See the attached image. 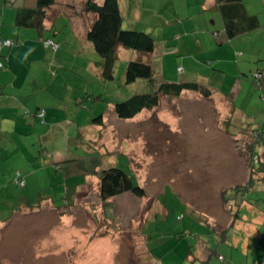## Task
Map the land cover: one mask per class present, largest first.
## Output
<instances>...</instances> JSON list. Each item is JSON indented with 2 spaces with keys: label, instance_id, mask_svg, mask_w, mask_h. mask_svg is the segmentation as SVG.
Here are the masks:
<instances>
[{
  "label": "rangeland",
  "instance_id": "obj_1",
  "mask_svg": "<svg viewBox=\"0 0 264 264\" xmlns=\"http://www.w3.org/2000/svg\"><path fill=\"white\" fill-rule=\"evenodd\" d=\"M169 1L167 5L168 0H148L128 11L124 30L150 34L156 47L151 54L119 48L113 80L104 78L102 59L92 43L85 40L92 49L80 51L82 41L67 36L72 30L68 15L42 38H56L59 32L64 44L58 54L47 50L39 38L42 48L36 50L29 44L30 51L11 56L8 47L3 54L0 49V73L12 72L6 82L17 83L18 90L24 87L18 96H27L33 111L39 105L47 124L41 126L40 121L22 132L15 122L5 121L9 127L4 128L0 144L9 149L0 152L1 220L8 221L27 203L40 205L49 197L57 208H70L79 178L70 175L66 182L65 171L55 169L53 153L77 159L81 169L96 176L98 170L121 168L147 192L145 198L124 193L103 200L94 188L92 200L79 201L78 205L95 204V217L83 210L82 218L90 229L91 224L99 225L98 234L106 232L110 238L84 253L73 248L38 250L37 242L27 237L28 227L43 238L49 237L51 226L60 227L56 210L52 215L44 211L35 218L19 217L11 228L12 239L24 244V264H76L82 257L90 264H264V180L258 169L259 158L264 161V0H243L247 12L259 18L260 28L230 41L220 11L210 6L212 0ZM66 9L63 13L69 14ZM139 59L153 66L155 84L144 79L125 83L127 64ZM185 81L206 84L214 100L203 101L195 94L189 100L162 97V105L152 114L161 113L164 121L153 118L144 123V137L133 135L124 142L125 121L117 117L115 105L150 93L160 83ZM219 96L227 98L224 109L217 105ZM99 116L117 130L105 136L107 150L94 145L100 136L95 121ZM118 145L120 154L108 152L118 150ZM40 167L44 170L37 171V180L32 178L26 188L17 185L18 172L27 179ZM219 171H226L228 178L218 182L208 178ZM250 178H255L251 185ZM236 185L238 189H233ZM223 190L231 193L229 202L222 200ZM7 253L10 261L17 262L16 249L10 247Z\"/></svg>",
  "mask_w": 264,
  "mask_h": 264
},
{
  "label": "crops",
  "instance_id": "obj_2",
  "mask_svg": "<svg viewBox=\"0 0 264 264\" xmlns=\"http://www.w3.org/2000/svg\"><path fill=\"white\" fill-rule=\"evenodd\" d=\"M84 1L85 0H57V3L53 7L48 9L47 11L45 29L40 34L36 32V30L34 29L20 28V27H17L16 25L17 9L22 8V7H31V8L35 7L36 0H0V18H1L0 19V45L4 40L15 41L16 43L13 47L11 48L8 47V51L10 52L11 56L14 55L15 51L16 52H21L22 50L30 51L31 48L30 46H28L29 44L30 45L32 44V47L34 50L37 49V46L42 48V45H40L37 39L39 38V40H46V39H42L45 36L44 32L55 31V27H56L58 20L68 15L70 18V22H71L70 24L72 25V30H71V33H69L67 36H70L74 41H76L77 39H80L82 41L81 43H79L80 51H83L85 49L91 50L92 48L89 46V44H86V42L84 41L85 40L88 41L86 38L87 31L89 30L93 21L95 20V15L92 13H86L84 11V7H83ZM95 1H97L98 3H102L104 0H95ZM118 1H119L122 15H123V26H124L128 11L131 10L132 8L138 9V6H143L144 2L148 0H118ZM150 1H160V0H150ZM169 3L170 1L168 0L167 5H169ZM203 5H205V3H203ZM210 6H212L211 8H216V1L212 0L210 2ZM62 9L69 10V14L66 13L65 11L63 13ZM55 36L56 38L53 37L52 40L59 42L60 49H61V46L63 47V44H64L61 41L64 40V37L62 35H59V32L57 31L55 32ZM67 36H66V39H67ZM175 38L179 39L180 37L178 35H175ZM47 39H51V38L47 37ZM207 42H208V45L210 46V43H212L213 41L209 37L207 38ZM67 43L68 42H65V44ZM166 44L168 46V43ZM75 45H76V42L74 45L73 44L71 45L72 50H75ZM177 48L179 49L181 48L180 44ZM5 49H6L5 47L2 48V51H1L2 54ZM93 49H94V52L97 53L94 46H93ZM58 51L57 52L52 51V52L55 55V54H58ZM7 62L9 64L8 67L10 68V66H12L11 58L8 59ZM10 75H12V72L10 71L0 73V136L4 134V128L9 127L8 124H5L6 120L15 122V124L21 127L22 132H25V130H28L29 128H31L33 124H36L37 122H40V121L42 124L44 123L43 125L40 124L41 126H46L47 124L45 122V118L43 119L39 116V109H40L39 105L36 108V110L33 111L31 107V100L26 101L27 96H24V97L18 96V93L21 94L24 91V87H21L18 90L17 83H14V82L7 83L6 82L5 78H8ZM4 85L8 86L7 87L8 89H4ZM10 89L15 90L17 93L12 94V95L9 94L8 90ZM194 94L198 95L203 101L214 100L213 98L214 95H212L210 98H204L203 96L197 93L191 92V91L183 92L182 95L179 97V99L184 98L186 100H189V98L191 99L195 96ZM219 97H220V100H217L218 101L217 105L220 106V109H224L221 107L223 106V103L228 102V101H225V99L227 98H224L223 96H219ZM161 105H162V101H161ZM155 112H156V109L154 110V112H151V111L148 112L147 110H144L143 112L139 113L133 119L124 120L125 126L124 128H122V131H121L123 132V138L125 140L124 142L128 143L129 142L128 140L133 135L143 136L145 133L144 131L146 130V127H145L146 125L144 123L150 120H153V118L157 119V122L164 121L165 116L161 115V113L152 114ZM45 116H46V113H45ZM173 116H176V115H173ZM102 117L103 119L101 122L100 121L96 122L97 124H100L98 125L99 126L98 129H100L99 130L100 136L98 140L94 142V145H95V148L99 147L100 149L105 148V150H107V145L109 143L105 141L106 140L105 136L108 137L109 133L112 134L115 131L117 132V130H116V127L112 129L109 128V125L106 122V118L104 116ZM174 126L175 125H172V127ZM23 128H28V129H23ZM33 132H38V131L34 129ZM39 134H40L39 135L40 138H42V136L46 137L45 135H42L41 133ZM3 148L9 149V145L0 144V152H2ZM110 150H108V152L111 154H115V153L120 154V152L122 151V146L118 145V150H113V151H110ZM177 151H179V149H177ZM129 153L130 155L132 154L131 150L129 151ZM48 154L49 152L47 151L45 153V158L48 156ZM1 157H2V154H0V163H1ZM51 159L54 162L53 164L56 165L55 169L57 173L59 171L60 172L65 171L66 182L68 181L67 178H71L70 175L72 177L73 175H75L74 176L75 179L79 178V180L75 183L74 194L71 195V198L69 197L70 198V208L63 209L60 206L57 208L56 206H54L55 202L53 201V199L49 197L48 200L42 199L41 200L42 202H40V205L36 204L34 206L32 203H27V206L25 205L22 208V210L21 208L16 210V213L12 214L8 220L10 222H8L7 220L4 221L3 219L2 220L0 219V264H24V249H25L24 244H22L19 240L16 241L17 239L16 237L14 238L15 240L12 239L13 231L11 228L13 226V222H15L19 217L35 218V216L37 215L42 216V214H44V211H47L49 214L52 215L51 212L56 210L58 213V219L61 220L60 221L61 225L58 228L56 226L55 227L51 226L50 231H49L50 235L49 237L45 236V238L39 236V231H35L34 228L28 227V234H31V235H28L27 237L29 239L31 238L34 239L31 241L37 242L36 246L38 250L43 249L44 251L47 247L50 249L52 247L60 248V249L73 248V249H79L80 251H82V253H84V250L95 248L101 242L108 243L110 240L106 232L102 236L98 234L101 230L99 225L92 226L91 224L90 226L92 228L90 229L89 224L85 223V220L82 218L83 216L82 214L84 212L83 210H85L89 215L90 213H92L93 217H95V214L97 213V211L94 210L96 208L95 204L85 203L84 205L82 204L78 205L79 201L81 203H84L88 199L90 200V198L91 200L93 199L94 188H95V191L96 190L98 191V196L100 195L99 194V181H100L99 173L101 171L98 170V172L95 173V174H98V176L90 174L86 171V169H81V167H79V165L74 162L75 160L77 161V159H74L71 157L68 159L58 158V157H55L53 153L51 155ZM63 162L71 163V164L63 166L62 165ZM43 170L44 168L40 167L38 170H36L35 173L34 172L32 174L29 173V176L27 177V179L24 178L25 176H23V173L18 172L16 174L15 180L19 178L18 174L20 173L21 174L20 177L23 178V180H21L20 178L19 179L20 181L25 183V188H26L28 184L31 182L32 178L37 180V178L39 177L40 173H37V171H43ZM93 176H95V178H92ZM207 176L208 178L211 177L209 178L210 180H213L214 178H216L213 181L218 182L220 178H223V180L227 179L228 173L226 171H223V172L219 171L218 173L211 172L207 174ZM24 180H27V182ZM231 182L234 185L238 184L236 183V181H231ZM221 192H224V190ZM121 195H118V196H121ZM116 197H113V199H115ZM25 198L30 199V197H25ZM222 200L224 201L223 198ZM96 218L93 219L94 222H98ZM234 221L235 219H233L232 221L233 224H234ZM39 228L40 227H37V229ZM114 239L112 238V240ZM116 241H118V239ZM35 242H32V243L34 244ZM125 242L127 243V240H125ZM128 243H130V241ZM10 247L12 249L13 248L16 249V254L18 256L19 261L17 260V262H14L8 259L7 252L9 251ZM36 254L37 256L41 255L40 253H36ZM87 254L88 253L86 252V256ZM84 261H87L86 264H90V261L87 259V257L86 258L82 257L80 261L76 262V264H84ZM66 264H70V263L66 262Z\"/></svg>",
  "mask_w": 264,
  "mask_h": 264
},
{
  "label": "trees",
  "instance_id": "obj_3",
  "mask_svg": "<svg viewBox=\"0 0 264 264\" xmlns=\"http://www.w3.org/2000/svg\"><path fill=\"white\" fill-rule=\"evenodd\" d=\"M216 8L220 11L224 22L225 37L230 41L240 35L251 33L260 28V21L256 15H250L243 0H215ZM57 3V0H36L35 7H22L17 9L16 25L20 28H30L42 33L45 29V21L47 18V11ZM84 11L95 15L91 27L87 31L86 38L90 41L98 55L101 57V66L103 69V76L107 80H113L115 63L119 59L118 50L124 48L134 50L142 54H151L156 47V41L153 36L143 31L136 29L123 28V15L120 9L118 0H104L98 3L95 0L84 1ZM215 38H219L215 34ZM11 41L12 45L3 47H13L15 41L4 40V42ZM53 41L60 49V43L52 39L43 40L44 47L52 51L51 47L47 46V42ZM57 50V51H58ZM54 52H57L53 50ZM155 71L153 66L148 61L132 60L127 64L125 71V83L133 84L139 79H144L152 84H155ZM191 91L197 93L204 98H210L213 91L206 85L200 82H163L156 86L150 93L135 94L129 99L115 105L114 111L122 120H129L136 117L144 110L154 111L161 105L162 97L179 98L183 92ZM42 113V112H41ZM41 113L39 116L41 117ZM41 118H45L41 117ZM102 116H99L95 121L101 122ZM260 159V167L262 169L264 180V161ZM250 167L255 169L254 165ZM254 172V170H253ZM20 174V173H19ZM18 177L21 179V174ZM99 194L103 200H107L124 193H131L139 198L147 197L146 190L134 184L127 173L118 167H109L102 170L99 174ZM16 179L17 185L20 187L23 183L20 179ZM255 180L250 178L249 183ZM241 185H239L240 187ZM25 187V183L23 185ZM246 187V186H241ZM233 189H238L236 186ZM237 191V190H236ZM239 191V190H238ZM228 190L223 192L225 202H229ZM233 210V209H231ZM238 213V212H237ZM236 213V214H237ZM239 216V213L236 217Z\"/></svg>",
  "mask_w": 264,
  "mask_h": 264
},
{
  "label": "built area",
  "instance_id": "obj_4",
  "mask_svg": "<svg viewBox=\"0 0 264 264\" xmlns=\"http://www.w3.org/2000/svg\"><path fill=\"white\" fill-rule=\"evenodd\" d=\"M1 44L5 45V46H10V45H12V42L11 41H7V42H4V43L2 42ZM47 46L51 47L55 51H57L58 48H59V46L56 43H54L53 41L47 42ZM0 49H1V47H0ZM0 66H2V65H0ZM44 116H45V112H42L41 113V117H44ZM23 185H24V183L21 184V186H23Z\"/></svg>",
  "mask_w": 264,
  "mask_h": 264
}]
</instances>
